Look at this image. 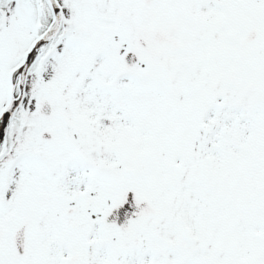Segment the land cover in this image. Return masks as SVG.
Masks as SVG:
<instances>
[{
    "label": "snow or ice",
    "instance_id": "obj_1",
    "mask_svg": "<svg viewBox=\"0 0 264 264\" xmlns=\"http://www.w3.org/2000/svg\"><path fill=\"white\" fill-rule=\"evenodd\" d=\"M0 264H264V0H0Z\"/></svg>",
    "mask_w": 264,
    "mask_h": 264
}]
</instances>
